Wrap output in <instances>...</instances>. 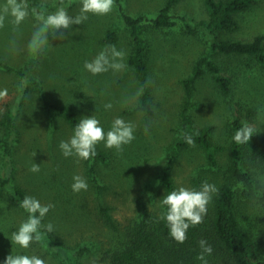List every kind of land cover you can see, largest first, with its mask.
I'll use <instances>...</instances> for the list:
<instances>
[{"label":"rangeland","instance_id":"rangeland-1","mask_svg":"<svg viewBox=\"0 0 264 264\" xmlns=\"http://www.w3.org/2000/svg\"><path fill=\"white\" fill-rule=\"evenodd\" d=\"M38 1L41 5L38 11L45 15L65 6L69 15L76 16L82 6L81 0H63V5L61 0ZM165 1L122 0V5L126 14L153 17ZM5 2L0 0V6ZM171 14L176 19L183 16L192 23L207 18L204 0H180ZM87 15L88 19L82 24L65 31L66 39L49 36L47 45L36 53L29 45L40 22L31 8L18 27L8 17L4 27L0 28V58L15 67L32 64V73L41 81L45 98L71 106L79 119L95 116L105 133L116 118L134 126L135 139L124 145L122 152L106 148L104 142L98 144L110 152L108 165L95 163L101 172V184L108 185L100 196L87 172L85 160L62 154L59 144L69 140L72 133L61 117H56L55 124L49 123L39 95L31 92L18 115L19 143L13 153L14 170L10 182L23 187L28 196L38 199L42 205H53L42 224L51 223L58 235L71 245L91 246L92 241L103 240L106 231L97 217L99 202L112 207L113 217L122 224L135 216L141 201L150 210L158 209L164 191L155 184L162 166L169 159L170 146L177 135L178 111L185 101L180 79L190 73L194 60L206 48L207 39L201 31L186 34L180 24L173 29L146 25L151 104L144 108L138 105L139 85L125 63L131 45L116 0L109 14ZM237 21L238 29L228 36L232 39L248 41L255 35L264 34V0H256L250 10L237 17ZM109 28L117 32L113 45L125 53L123 63L126 67L93 75L85 69V61L93 60L100 51L113 46H107L103 41ZM214 60L231 79V101L241 112L243 124L251 125L264 136V69L248 57L217 55ZM19 79L15 74L0 70V90L7 89V96L0 99V113L18 94ZM29 87L33 89L32 84ZM193 102L191 114L196 125H214L216 143L227 147L232 109L228 98L221 94L208 75L198 82ZM108 104L111 108L105 107ZM53 131L58 142L53 138ZM5 136L0 130V141ZM226 153L225 150L218 154V166L210 168L201 148L187 143L173 164L172 176L177 189L199 190L204 181L216 187L222 185L226 181ZM3 161L0 152V215L3 218L0 222L9 229L17 228L28 215L15 208L4 194L7 173ZM33 164L39 165L38 172L30 171ZM251 171L263 198L253 193L250 202L243 205V217L248 224L256 223L257 212L264 208V168L257 165L251 167ZM76 175L86 180V191L73 192L71 186ZM93 250L91 247L81 255L84 264H98ZM1 258L0 253V264H4Z\"/></svg>","mask_w":264,"mask_h":264},{"label":"trees","instance_id":"trees-1","mask_svg":"<svg viewBox=\"0 0 264 264\" xmlns=\"http://www.w3.org/2000/svg\"><path fill=\"white\" fill-rule=\"evenodd\" d=\"M179 1L166 0L153 17L126 14L122 0H116V4L121 15V23L126 27L129 36L131 50L125 63L139 85L140 107L148 108L151 104L146 25L156 29H173L180 24L186 34L193 35L201 31L206 36L204 52L194 60L190 73L180 79L185 101L177 115V135L170 146L169 159L162 166L155 184L156 188H162L164 191L161 199L170 191L177 189L172 170L176 158L187 147L185 136H191L195 144L201 148L210 168L218 166L217 155L226 150L227 158L224 164L226 181L217 187L218 192L213 195L207 206L203 222L195 227L190 226L187 240L181 244L169 235L166 221L160 219L162 213L166 211L161 203L158 209L150 210L144 201H141L135 216L122 224L113 217L112 207L99 202L96 206L97 217L106 229L103 240L92 241L91 246L87 244L82 246L80 243L71 245L58 235L55 228L52 232H47L42 224L39 230L42 240L33 241L29 248L23 249L11 242L12 234L19 227L9 229L0 222L2 261L10 254H22L36 255L53 264H84L81 255L92 247L97 254L98 264H202L197 256L201 253L199 241L204 239L212 247V254H206L208 264H264V208L257 212L256 223L248 224L242 212L244 204L250 202L253 193L263 198V194L257 189L258 183L251 167L258 165L264 168V136L258 129H254L249 142L237 144L234 141V133L244 125L242 114L231 101L230 77L223 73L222 68L214 60L217 55L248 57L253 58L259 67L264 69V34L255 35L248 41L228 37L239 27L237 17L250 10L256 0H204L207 18L195 23L183 16L177 19L172 16L171 11ZM29 7L40 13L38 8L41 5L38 0H30ZM116 40V30L109 28L105 32L104 43L110 46ZM35 59H32L33 63ZM0 70L17 75L21 82L20 90L13 102L7 104L0 113V130L6 134L0 141V152L7 173L4 178L6 182L4 194L15 208L29 215L20 206L23 198L28 196L26 190L10 182V175L14 170L13 153L19 143L16 121L25 101L31 96V92L39 95L43 99L42 108L48 116L49 123L53 125L56 117H61L72 135L80 119L71 106L45 98L41 81L32 73V64L26 63L21 67H15L0 58ZM207 75L221 94L228 98L232 109L227 147L216 143L214 125L197 126L191 114L195 106L193 98L197 84ZM29 84L33 85V89ZM52 135L58 142L54 131ZM96 153L94 158L85 160V164L91 181L101 196L102 190L108 189V185L101 184L99 179L101 172L96 166L108 165L110 152L97 145ZM196 185L198 187L199 182ZM1 217L0 215V219L3 220Z\"/></svg>","mask_w":264,"mask_h":264},{"label":"clouds","instance_id":"clouds-1","mask_svg":"<svg viewBox=\"0 0 264 264\" xmlns=\"http://www.w3.org/2000/svg\"><path fill=\"white\" fill-rule=\"evenodd\" d=\"M63 5V0H61ZM80 12L76 16L69 15L67 8L61 6L53 13L45 15L43 12L37 13L33 8L31 11L40 22V27L34 32L30 49L36 53L41 51L48 43L49 36L53 39L63 40L67 38L66 30H70L73 25H80L88 19L89 13L94 15H107L114 8V0H81ZM29 15L27 0H6L0 6V28L4 27L5 20L11 17V23L18 27ZM125 53L110 46L108 49L100 51L91 61H85V69L93 75L114 70L120 71L126 67L123 63ZM7 96V89L0 90V99ZM111 108V105H105ZM254 128L249 124L242 125L233 136L237 144H244L251 140ZM135 139L134 126L121 118H116L112 122L110 130L106 133L100 121L95 116L83 117L75 126L73 135L67 141H61L59 148L65 157L76 155L80 159L89 160L96 156V146L104 142L105 147L115 149L118 153L123 151V146L130 144ZM185 142L190 146H195V141L191 136L184 137ZM39 165L33 164L30 171L38 172ZM73 192L86 191L88 184L86 180L76 175L73 177ZM218 192L214 184L204 181L199 190L179 187L172 190L161 199V206L166 209L160 217L165 220L168 226L169 235L177 242L184 243L187 240L189 227H195L204 220L207 214V206L212 201L213 195ZM20 206L29 213L28 218L12 234L11 242L19 245L23 249L31 246L33 241L40 242L42 235V219L46 216L53 205H42L40 201L32 196H25ZM47 232H52L54 226L49 223L43 225ZM201 253L197 259L202 264H208L206 254H212V247L206 240L199 241ZM4 264H45L44 259L36 255H13L10 254L4 260Z\"/></svg>","mask_w":264,"mask_h":264}]
</instances>
